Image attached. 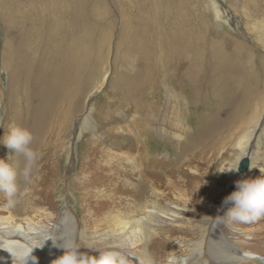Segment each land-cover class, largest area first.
<instances>
[{"label": "bare ground", "instance_id": "obj_1", "mask_svg": "<svg viewBox=\"0 0 264 264\" xmlns=\"http://www.w3.org/2000/svg\"><path fill=\"white\" fill-rule=\"evenodd\" d=\"M2 13L4 14V12ZM35 14L39 22L43 21L41 19L42 16L39 18L40 16L37 13ZM6 17L10 18L9 22H7L10 26L17 25L18 22H11L12 19L15 20L14 15H7ZM47 32L41 30L32 34L10 33L6 36L5 45H3V47L5 46L4 53H6L5 56L7 58L5 66L9 70L11 81L16 83V86H13L10 90L8 89L7 96L12 97L14 94L16 99H13V101L17 100L18 102L19 94L23 101H25L26 97L28 100L31 94L35 97V102L30 112L31 121L27 129L34 136L32 147L40 152H46L45 155L48 154V156L38 161V167L34 172L31 183H25L22 187L19 183L20 191L13 204L9 205L4 194L0 193V264H21L22 258L26 259L27 264H53L54 260L63 255V249L56 246V244H62L63 241L74 242L80 246L81 251L89 252L91 255H98L106 251L122 254L127 258L128 264H140L142 260L149 258L153 264H169L170 258L174 259L175 264H264L263 233H260L261 235H258L259 233L246 235L237 226L230 229L231 224L229 222L225 227L222 225L219 227L220 221L216 219L215 228L211 229L209 239H205L197 245L190 244L178 237L171 238L170 232L180 234L185 230L188 214L186 209L189 208V205L187 203L182 205L179 202H168L166 193L164 189H161V185H158V187L157 184H154L156 181L153 183L149 178L146 180L145 175L142 176L141 164H138L139 166L136 165L138 159L136 162L127 160L126 164L123 162L124 164L120 165L116 163H111L110 165L107 162L109 166L106 169L104 168L105 170L99 171L101 173L97 176L94 177L92 175L94 178H91L92 176L88 177L90 180L83 178L86 182H90L85 186L84 192H77L76 201L82 203L81 212H77L78 221L73 218L71 209L62 213L56 210L50 201L62 191L60 189L62 182L57 178L59 170L57 161L56 158H53L57 155L58 148L53 144L54 147L50 150L45 149V146H39L36 142L39 140L41 132L50 133L59 140L67 132L73 120L71 119V112L76 105L78 108L82 107V99L88 95L89 90L87 78L95 71V65L98 60L100 62V59L92 62L95 59L93 50L96 45L94 43H86L89 38L77 37L73 33L72 36H65V34L61 36L60 34ZM160 33L157 38H151L141 46L145 52L139 57L141 59H138L141 64L139 68H136L138 70L134 79V86H130V77L128 78L124 74L122 77L120 73L118 74L117 82L118 85H121V91L120 89L119 91L125 95L129 93L136 102L148 89L146 87L149 86V90H154L156 92H154L155 96L162 95L161 90L164 88V92L166 91L165 93H167L164 103L156 108L153 106L154 108L147 112L148 120L155 127L157 124L161 123L162 125V123H165V125H170V129L172 128L173 135L171 137L164 136L162 140L174 145L180 155L186 156L189 154L188 158L190 159H194L192 157H197L199 153L202 159L207 157L208 154L215 157L216 150L224 143L225 138L229 136L235 138L232 131L234 132L241 113L250 101L251 89L249 91L247 89L240 96L238 104L232 107L231 111L233 112L229 118L224 115L218 116L216 118L217 124L204 125L205 127L198 131L192 142L184 143L182 139L187 131H181L180 125L185 116L184 111H188L187 102H185L184 97L178 93L175 94L173 89L168 86L173 80V76H178V73L184 76L177 81L188 89L191 97L196 96L197 88L204 83L213 85L214 88L215 78L220 79L218 77H223L229 82L236 79L237 82L242 84L243 80L249 77L246 75L248 74L247 72L240 71L242 67L248 68V66L242 65L246 57L244 54L239 53L242 50L241 45L234 46L235 52L233 55H227L228 53L224 52L226 48H221L220 43L215 39V49L211 46L209 48L212 56L205 58L206 56H200L204 55L200 52L203 46L201 47L200 45V51L194 46H189L188 42L190 43L191 37L184 34L179 35L180 39L178 36L168 34L166 31H161ZM88 37L91 36L88 35ZM202 40L200 41L202 42ZM119 42L122 41L120 40ZM57 44L58 47H56ZM135 46L137 47V45ZM53 47L57 50L51 51L52 58L50 57L51 59L49 60L50 53L48 54V51ZM192 53H196L197 56ZM122 54H125L124 59L128 58V54ZM171 66L174 68L172 71ZM206 70H209L207 74L205 73ZM104 86L105 84L96 85L93 88L96 91L92 90V94L102 92ZM243 89L242 87L239 90L243 91ZM158 109L160 111H157ZM151 113L153 114L151 115ZM221 123L225 125L223 132H219ZM263 127L264 125L260 128L255 127L250 135L245 138L242 136L237 141L236 145L242 152L241 160H249L250 166L244 175L236 171L227 172L231 168L226 169L229 175L228 181L217 192V197L215 198L216 207L214 204L211 205L212 211L213 209L220 211L217 215H220L222 211H226V208L220 209L224 198L235 191V182L249 178L251 159L264 136ZM259 129L261 133L257 132ZM77 132L79 133V130ZM139 132L141 133V131ZM162 134H165V132H162ZM52 150L53 152L55 151V156H53ZM19 160H17L16 164L18 172L24 166L23 156ZM104 161L106 162V160ZM147 161L150 162L151 159ZM188 161L190 165L194 162L193 160ZM240 162H238V166ZM12 163H14L13 160H11L10 164ZM113 167L115 169L114 172H112ZM143 168L146 171V167L143 166ZM158 169L162 170L163 168ZM94 172L93 174L95 175L96 172ZM190 172L196 175L199 174L198 168H192ZM85 173V175L88 174L86 171ZM81 177L83 176H80V179ZM216 177L217 175L211 177L213 179L210 180L211 184H216ZM206 178L209 180L208 173ZM229 230L231 234L227 233ZM247 238H251L249 239L250 242L247 241ZM54 241L56 242L54 243ZM32 257L36 258L35 262L31 260ZM204 257H208L210 262L204 261Z\"/></svg>", "mask_w": 264, "mask_h": 264}, {"label": "rangeland", "instance_id": "obj_2", "mask_svg": "<svg viewBox=\"0 0 264 264\" xmlns=\"http://www.w3.org/2000/svg\"><path fill=\"white\" fill-rule=\"evenodd\" d=\"M12 13L15 20L12 19L11 22L18 23L10 26L7 23L10 18L6 16H13ZM35 13L40 16L39 18L42 16L43 21L39 22ZM74 22L78 24L76 25ZM41 30L61 36L74 34L77 37L89 38L90 41L85 39L86 43L96 45L93 50L95 59L92 62L100 59V62L98 60L99 64L95 65V71L87 78L89 90L88 95L82 99V107L78 108L76 105L71 112L73 120L67 132L62 135L60 140L50 133L41 132L39 140L36 142L39 146H45V149L50 150L54 147L53 144L58 148L57 155L53 150L52 153L53 156L56 155L53 158H56L57 161L59 169L57 178L62 182L60 188L62 191L50 201L52 205L61 213L71 209L73 218L78 221L77 212H81L82 203L76 201L77 192H84L85 186L90 182H86L84 179L90 178L92 175L97 176L101 173L99 171L105 170L109 166L108 164L120 165L126 164L127 160L136 162L138 159L139 162L134 163L137 166L141 164L142 176L145 175V179L149 178L153 183L156 181L154 184L157 186L161 185L168 202L189 205V208L186 209L188 214L185 230L180 234L170 232L172 237L169 236L184 239L195 245L205 239L208 240L211 229L215 228L216 216L220 212L217 209L212 211L211 205H215L217 192L228 181L229 175L226 169L233 168L242 159V152L236 145L237 141L242 136L245 138L250 135L255 127L260 128L264 125V0H0V159H4L8 163L11 160L14 161L9 157H14L15 153L2 144L3 137L11 127L28 128L35 97L31 94L28 100L26 97L23 101L19 94L18 102L17 100L13 101L16 99L14 94L12 97L7 96L8 91L16 86V83L11 81L9 70L5 66L7 58L3 45H5L6 36L10 33L32 34ZM161 31L178 36L180 39V36L184 34L191 37L190 43L188 42L189 46H194L199 51L203 46L200 52L204 55L200 56H206L205 58L212 56L209 48L211 46L215 49V39L220 43L221 48H226L224 52L228 53L227 55H233L234 46L241 45L242 50L239 53L246 57L242 65H246L248 68L242 67L240 71L247 72L246 75L249 77L244 79L242 84L236 79L229 82L223 77H218L220 79L215 78L214 88L213 85L204 83L197 88L196 96L191 97L188 89L177 81L184 76L178 73V76H173V80L168 86L173 89L175 94L178 93L184 97L187 102L188 111H184L185 116L180 125L181 131H187L182 139L184 143L192 142L198 131L205 127L204 125L217 124L218 116L224 115L229 118L233 112L231 111L232 107L238 104L240 96L247 89L248 91L251 89L250 101L241 113L234 132L232 131L235 138L230 136L225 138L224 143L216 150L215 157L208 154L206 159H202L199 153L197 157L193 156L194 159H190L188 158L189 154L180 155L174 145L162 140L164 136L171 137L173 135L172 128L170 129V125H165V123L157 124L155 127L148 120L147 112L164 103L167 98L164 88L161 90L162 95L155 96V91L149 90L148 86L146 87L148 89L145 88V93L136 102L129 93L125 95L120 92L121 85H118L117 82L118 74L130 77V86H134L138 70L136 68H139L141 64L138 59L140 60L139 57L145 52L141 46L151 38H157ZM138 34L139 36H137ZM120 40L122 42H119ZM123 49L124 51H122ZM53 50L57 49L53 47L48 51V54L50 53L49 60L52 58L51 51ZM122 53L128 54V58L124 59L125 54ZM192 54L197 56L196 53ZM172 70H174L173 66H171ZM208 72L209 70H206L205 73ZM130 74L131 76H129ZM145 75L147 74L145 73ZM102 84H105L102 92L93 95V91H96L93 88ZM242 87L243 91L239 90ZM27 101L28 103H26ZM224 127L225 125L221 123L219 132H223ZM146 130L147 132H145ZM162 132L165 134L161 135ZM257 132L261 133L260 129ZM58 141L59 143H57ZM42 153L41 159L48 156V154L45 155L46 152ZM20 158L21 156L16 160L20 161ZM149 159H151V163L153 161L152 164L149 161L146 162ZM188 160H193V164H188ZM81 162L82 164H80ZM80 166L86 169L87 175ZM143 166L146 167V171ZM89 167H93L94 170L91 168L88 170ZM152 168L153 170H151ZM192 168H198L199 174H192L190 172ZM112 170L114 172V167ZM93 171L96 172H94L95 175ZM210 172L211 174H209ZM207 173L209 180L206 178ZM215 174L217 175L216 184H211L210 180H213L211 177L216 176ZM147 175L148 177H146ZM261 175H264V136L251 159L249 178ZM80 176L83 177L80 179ZM93 176L91 178H94ZM18 183L21 184V187L25 184L21 179ZM223 212L220 215H223ZM228 222L227 219L220 222L221 224L218 221V226L225 227ZM229 223L231 224L230 229L237 226L244 231L243 234L259 233L258 235H261L263 233L262 236H264V217L246 223ZM227 233L231 234L230 230ZM247 239L249 241L251 238ZM204 261L209 263L210 259L204 257Z\"/></svg>", "mask_w": 264, "mask_h": 264}, {"label": "clouds", "instance_id": "obj_3", "mask_svg": "<svg viewBox=\"0 0 264 264\" xmlns=\"http://www.w3.org/2000/svg\"><path fill=\"white\" fill-rule=\"evenodd\" d=\"M34 136L32 132L24 127L15 126L8 129L3 137V145L15 153L14 163L10 164L4 159H0V193L6 197L9 205L15 202L20 188L18 178L25 183H31L38 161L43 153L32 147ZM18 156H23L24 166L17 171ZM239 171L237 165L227 172ZM223 215H217L220 222L225 219L229 222H251L264 217V175L256 178L240 179L235 182V191L224 198L222 203ZM56 241H54L55 243ZM63 249V255L53 261V264H128L125 256L115 252H101L98 255H91L89 252L81 251L76 243L63 241L56 244ZM33 262L36 261L32 257ZM21 264H27L26 259H21ZM140 264H153L152 260H142ZM169 264H175L174 259L169 260Z\"/></svg>", "mask_w": 264, "mask_h": 264}, {"label": "water", "instance_id": "obj_4", "mask_svg": "<svg viewBox=\"0 0 264 264\" xmlns=\"http://www.w3.org/2000/svg\"><path fill=\"white\" fill-rule=\"evenodd\" d=\"M249 166H250L249 160H247V159L241 160V162L239 163V166H238L239 167V171L238 172L241 175H244L247 172Z\"/></svg>", "mask_w": 264, "mask_h": 264}]
</instances>
